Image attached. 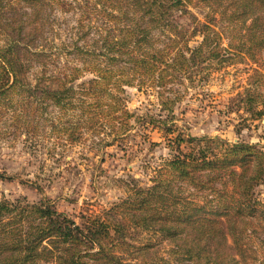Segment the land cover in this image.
I'll list each match as a JSON object with an SVG mask.
<instances>
[{
	"label": "rangeland",
	"instance_id": "obj_1",
	"mask_svg": "<svg viewBox=\"0 0 264 264\" xmlns=\"http://www.w3.org/2000/svg\"><path fill=\"white\" fill-rule=\"evenodd\" d=\"M32 2L0 0V202L48 200L78 225L106 222L110 235L103 244L115 254L114 264H192L161 232L120 227V234H115L110 224H123L124 214L114 206L131 200L136 189L151 186L157 168L172 155L159 119L172 117L168 124H174V135L246 141L264 150V117L250 119L249 111L238 110L231 102L249 85L256 64L245 59L213 67L206 71L205 80L192 83L180 76L170 79L164 91L137 82L119 90L112 87L121 100L118 108L129 111L126 127L117 132L109 123L92 126L91 116L103 118L101 110L108 108L96 104L95 114L91 104H80L83 84L97 72L90 69L96 63L95 55L88 57L85 62L92 60L86 65L79 57L80 49L91 48L102 56L104 46L98 32L109 19L91 11L118 1L37 0L36 6ZM37 8L42 11L35 13ZM178 10L175 19L184 28H193V18L204 20L207 12L198 5H190L188 13ZM201 39L200 35L193 37L190 46ZM2 56L12 62L14 71L10 72L16 81L13 77L9 81L11 74ZM65 66L81 71L61 84L51 76L72 72ZM174 90L180 92L179 99L163 106L162 93L173 98ZM120 112L117 109L115 114ZM116 122L118 127L120 121ZM254 192L264 208V181ZM262 241L263 224L255 237V247L261 248L255 264H264Z\"/></svg>",
	"mask_w": 264,
	"mask_h": 264
},
{
	"label": "trees",
	"instance_id": "obj_2",
	"mask_svg": "<svg viewBox=\"0 0 264 264\" xmlns=\"http://www.w3.org/2000/svg\"><path fill=\"white\" fill-rule=\"evenodd\" d=\"M36 1L31 0L34 6ZM117 1L91 11L109 19L98 32L104 46L102 56L91 48L77 47L86 65L92 60L85 62L88 57L95 55L96 63L90 69L97 71L84 83L85 88L83 84L80 104H91L95 114L96 104L108 108H102L103 118L91 116L92 126L109 123L117 132L126 127L129 111L118 108L121 100L112 87L119 90L124 84L137 82L141 87L151 84L164 91L170 79L205 80L207 70L245 59L256 65L249 85L231 102L238 110L249 111L250 119L264 117V0ZM190 5L206 8L204 20L194 17L193 28L177 25L175 11L188 13ZM40 11L42 8H37L35 13ZM197 35L202 39L190 46ZM1 59L11 74L12 62L5 56ZM65 67L72 72L63 73V77L55 74L52 79L65 84L62 81L81 71ZM12 77L16 81L12 74L9 81ZM179 93L174 90L173 98L162 93L163 106L173 105ZM55 94L52 91L53 97ZM117 109L120 115L115 114ZM168 120L158 121L164 124L162 131L172 155L157 168L151 186L136 189L131 200L114 206L122 209L124 223L115 221L110 226L117 235L120 227L161 232L192 264H255L261 249L255 247V237L264 225V208L254 191L264 181V150L246 141L184 137L181 132L174 135V124ZM109 235L106 222L78 225L48 200L0 202V264L52 260L57 264H114L115 254L103 244Z\"/></svg>",
	"mask_w": 264,
	"mask_h": 264
}]
</instances>
